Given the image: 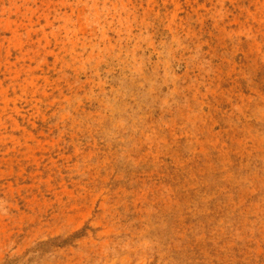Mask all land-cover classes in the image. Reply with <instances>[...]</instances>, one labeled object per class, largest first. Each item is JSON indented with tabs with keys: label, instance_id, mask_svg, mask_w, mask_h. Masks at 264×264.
I'll return each instance as SVG.
<instances>
[{
	"label": "rangeland",
	"instance_id": "1",
	"mask_svg": "<svg viewBox=\"0 0 264 264\" xmlns=\"http://www.w3.org/2000/svg\"><path fill=\"white\" fill-rule=\"evenodd\" d=\"M0 264H264V0H0Z\"/></svg>",
	"mask_w": 264,
	"mask_h": 264
}]
</instances>
